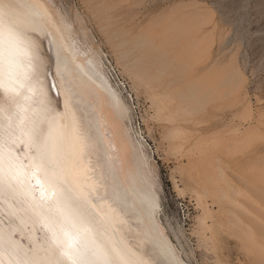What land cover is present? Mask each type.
Wrapping results in <instances>:
<instances>
[{"label":"bare ground","instance_id":"obj_1","mask_svg":"<svg viewBox=\"0 0 264 264\" xmlns=\"http://www.w3.org/2000/svg\"><path fill=\"white\" fill-rule=\"evenodd\" d=\"M53 6L0 0V264H187L161 223L160 184L146 147L130 133L123 97ZM151 35L119 38L125 53L136 51L132 66H123L163 86L171 64ZM192 85L189 96L180 94L186 107L203 101ZM254 117L241 119L234 138L206 140L204 184L218 205L230 204L242 234L259 228L253 242L264 253V148H256L252 166L258 189L236 186L225 167L237 142L264 137V120ZM255 213L262 214L257 223Z\"/></svg>","mask_w":264,"mask_h":264},{"label":"rangeland","instance_id":"obj_2","mask_svg":"<svg viewBox=\"0 0 264 264\" xmlns=\"http://www.w3.org/2000/svg\"><path fill=\"white\" fill-rule=\"evenodd\" d=\"M49 1L70 23L80 48L97 55L106 77L123 97L130 133L146 147L158 178L159 217L178 254L187 264H264V253L253 242L258 227L254 226L253 236L242 234L240 225L231 221L230 204L222 200L220 207L204 184L206 140L211 136L215 141L234 138L246 115L264 120V0ZM135 35H151L165 46L171 64V77H165V84L173 80L167 89L165 84H150L143 78L141 82V77L135 78L124 68L125 64L132 66L136 51L125 53L126 44L121 46L119 41ZM110 64L119 70L126 88L112 74ZM190 82L199 86L197 94L203 101L186 107L180 96H189ZM183 114L185 121L180 120ZM177 125L181 128L175 131ZM254 138L237 142L231 155H226L228 160L225 156L227 176L247 189L262 184L257 166H252L260 156L256 148H264V137L257 133ZM254 215L257 223L262 214Z\"/></svg>","mask_w":264,"mask_h":264},{"label":"built area","instance_id":"obj_3","mask_svg":"<svg viewBox=\"0 0 264 264\" xmlns=\"http://www.w3.org/2000/svg\"><path fill=\"white\" fill-rule=\"evenodd\" d=\"M110 67H111V72L112 74L117 78V80L120 82V84L126 88V84L122 78V76L120 75V72L119 70L113 65V64H110Z\"/></svg>","mask_w":264,"mask_h":264}]
</instances>
